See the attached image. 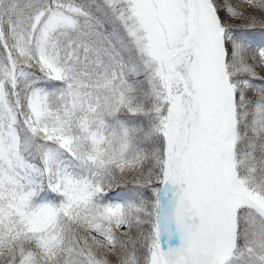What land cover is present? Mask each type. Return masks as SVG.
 <instances>
[{
  "label": "snow or ice",
  "instance_id": "snow-or-ice-1",
  "mask_svg": "<svg viewBox=\"0 0 264 264\" xmlns=\"http://www.w3.org/2000/svg\"><path fill=\"white\" fill-rule=\"evenodd\" d=\"M0 264H264V0H0Z\"/></svg>",
  "mask_w": 264,
  "mask_h": 264
}]
</instances>
